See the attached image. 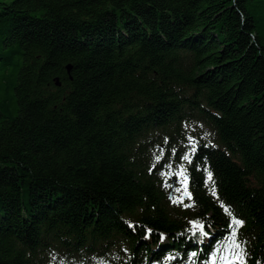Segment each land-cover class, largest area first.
I'll use <instances>...</instances> for the list:
<instances>
[{
  "label": "trees",
  "instance_id": "trees-1",
  "mask_svg": "<svg viewBox=\"0 0 264 264\" xmlns=\"http://www.w3.org/2000/svg\"><path fill=\"white\" fill-rule=\"evenodd\" d=\"M236 226L264 264V0H0V264H194Z\"/></svg>",
  "mask_w": 264,
  "mask_h": 264
},
{
  "label": "rangeland",
  "instance_id": "rangeland-1",
  "mask_svg": "<svg viewBox=\"0 0 264 264\" xmlns=\"http://www.w3.org/2000/svg\"><path fill=\"white\" fill-rule=\"evenodd\" d=\"M188 133L189 134H192L193 136H196V137H201V138H209L211 137V133H210V130L204 126H201V125H197V124H192L191 126H189V130H188ZM172 177H175L174 174H171L170 176L167 177V183L169 182V185H168V190L170 191V185H171V179ZM185 190L182 189V186H181V181L179 178L176 177V184H175V187L173 189V198L171 199V202H174L175 203H178V202H181L182 200H185L186 198V194H185ZM233 251H236L234 249H231L229 251V255L226 257V259L223 261L224 264H229L230 263V259L233 257L231 255V253ZM215 260L212 261L210 264H215Z\"/></svg>",
  "mask_w": 264,
  "mask_h": 264
},
{
  "label": "snow or ice",
  "instance_id": "snow-or-ice-1",
  "mask_svg": "<svg viewBox=\"0 0 264 264\" xmlns=\"http://www.w3.org/2000/svg\"><path fill=\"white\" fill-rule=\"evenodd\" d=\"M189 140H192V137H189ZM183 159H189V157L188 156H184V157H182ZM176 175H179V176H181V179H182V181L183 180H186L187 179V175H186V171H181V172H178V173H176ZM209 179H211V176H212V174H211V172H209ZM185 194L187 195V196H189V198L191 197V194L190 193H187V191L185 192ZM175 202V201H174ZM225 211L226 212H228V209H227V207L225 206ZM229 215H231V213L229 212ZM232 222H233V224H236V225H242L244 222H243V220H239V219H237V218H235V217H232ZM190 223H191V225H192V229H191V231L193 232V234L195 235L197 232L200 234V235H203V236H208L209 235V233L207 232V231H205V228H204V225L200 222V221H190ZM149 232L151 231L150 229L148 230ZM234 236H235V233L233 234ZM161 238H163V237H161ZM231 247L233 248V249H239V252H236V251H233L232 253H231V255L233 256V257H235L237 260H240L241 259V254H242V252H243V250L240 248V245L239 244H237V243H235V241H233V244L231 245ZM193 255H195V253H193Z\"/></svg>",
  "mask_w": 264,
  "mask_h": 264
},
{
  "label": "water",
  "instance_id": "water-1",
  "mask_svg": "<svg viewBox=\"0 0 264 264\" xmlns=\"http://www.w3.org/2000/svg\"><path fill=\"white\" fill-rule=\"evenodd\" d=\"M71 70H72V65H70V64L67 65L66 66V71H67L68 74L71 73ZM70 79H71V76H70ZM55 84H56V87H60L61 86V82L59 81V79L55 80Z\"/></svg>",
  "mask_w": 264,
  "mask_h": 264
}]
</instances>
